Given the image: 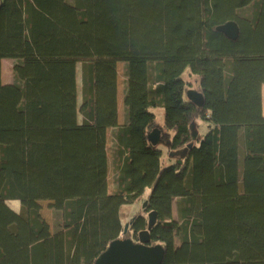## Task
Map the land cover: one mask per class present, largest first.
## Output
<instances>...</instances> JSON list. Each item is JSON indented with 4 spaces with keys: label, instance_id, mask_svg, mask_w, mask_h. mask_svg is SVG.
Segmentation results:
<instances>
[{
    "label": "trees",
    "instance_id": "1",
    "mask_svg": "<svg viewBox=\"0 0 264 264\" xmlns=\"http://www.w3.org/2000/svg\"><path fill=\"white\" fill-rule=\"evenodd\" d=\"M263 86L264 0H0V264H94L143 230L162 264H264ZM156 109L186 150L166 165Z\"/></svg>",
    "mask_w": 264,
    "mask_h": 264
},
{
    "label": "water",
    "instance_id": "2",
    "mask_svg": "<svg viewBox=\"0 0 264 264\" xmlns=\"http://www.w3.org/2000/svg\"><path fill=\"white\" fill-rule=\"evenodd\" d=\"M217 30L224 33L231 39L239 36L240 29L235 21H227L219 26ZM188 95L195 103L200 105L203 101L202 95L195 90H189ZM192 136L196 139L198 132L195 130V124H191ZM149 140L152 144L157 145L160 141V130L153 129L149 133ZM186 150L177 151L173 155L182 156ZM146 202L144 203V205ZM156 220V212L148 213L149 226H152ZM129 224L125 225V230ZM165 256V249L160 244H150L149 231L143 230L139 233L138 241L132 238H118L110 243L108 248L96 259L94 264H162Z\"/></svg>",
    "mask_w": 264,
    "mask_h": 264
},
{
    "label": "rangeland",
    "instance_id": "3",
    "mask_svg": "<svg viewBox=\"0 0 264 264\" xmlns=\"http://www.w3.org/2000/svg\"><path fill=\"white\" fill-rule=\"evenodd\" d=\"M10 62H7V64H5V70L6 67L8 68L7 71H9V73H4L2 71V80L6 81V78L9 77V79L13 82L14 81V71H13V67H14V59L9 58ZM3 61V60H2ZM9 61V60H8ZM123 63H119L118 64V84H119V92H118V119H122L123 118V104H124V100H123V84H124V74H123ZM3 81V82H4ZM9 83H12V82ZM8 83V84H9ZM263 100H264V86H263ZM156 114H157V127L160 130V141L157 144L159 146V148L162 149L163 151V162L164 164H169L172 161H175L177 156L174 158L172 152L170 153V151L168 150V146L166 144V141H168L171 137V134H169L165 128L163 127V122H164V114H163V109H156L155 110ZM112 128V127H110ZM207 124L205 121H200V126L198 129V134L197 137L199 138L200 135L204 134L207 131ZM155 129V128H154ZM111 130V129H110ZM109 130V131H110ZM112 145H111V139L109 140V138H107V148H108V165H109V171H108V186H109V191L113 192L114 189V170H113V164H112V149H111ZM172 154V155H171ZM147 193V191H146ZM9 205L15 210V211H19L21 208V202L19 200L16 199H11L8 201ZM41 205H42V210L41 213L42 215L45 217L46 220H48V222L51 224V230L54 229V214L55 211L51 208L50 206V202L47 200H43L41 201ZM140 208V204L139 203H135L133 205H129V206H124L122 208V213L124 215V217H126L127 219V223L129 222V219L131 218L132 214H134V212L137 211V209ZM174 213H176V207L174 206Z\"/></svg>",
    "mask_w": 264,
    "mask_h": 264
},
{
    "label": "crops",
    "instance_id": "4",
    "mask_svg": "<svg viewBox=\"0 0 264 264\" xmlns=\"http://www.w3.org/2000/svg\"><path fill=\"white\" fill-rule=\"evenodd\" d=\"M9 60V61H8ZM7 62H10V59L9 58H5V59H3V61H2V71L4 72V73H9V71H7V67H6V70H5V64H7ZM12 80V79H11ZM10 79H9V77L8 78H6V81H4V83H6V84H8L10 81H11ZM12 82V81H11ZM123 96H124V94H123ZM123 106H124V104H123ZM263 110H264V100H263ZM123 120H124V107H123V118L120 120L119 119V123L120 124H122L123 123ZM111 129V130H110ZM110 130V131H109ZM107 138H109V140L111 139V145H112V143H113V128H108L107 129Z\"/></svg>",
    "mask_w": 264,
    "mask_h": 264
}]
</instances>
